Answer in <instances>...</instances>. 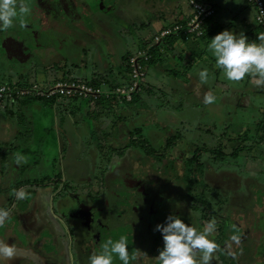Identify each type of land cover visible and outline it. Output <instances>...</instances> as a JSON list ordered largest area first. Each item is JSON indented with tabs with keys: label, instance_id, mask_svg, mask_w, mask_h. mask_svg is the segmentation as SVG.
<instances>
[{
	"label": "rangeland",
	"instance_id": "rangeland-1",
	"mask_svg": "<svg viewBox=\"0 0 264 264\" xmlns=\"http://www.w3.org/2000/svg\"><path fill=\"white\" fill-rule=\"evenodd\" d=\"M199 1L212 5L215 12L217 7L218 13L214 16L220 27L212 31L208 22L198 47L167 39L165 44L170 42L172 46L169 43L164 52L173 45L185 50V55L171 57L174 65L163 61V66H154L151 50L152 58L145 62V68L156 75L149 72L134 92L129 89L134 81L128 59L150 43L154 34L180 19L177 15L179 0H24L29 8L23 16L24 27L14 21L10 28L0 31V84L9 91L2 93L0 89L1 111L10 107L19 117L26 102L55 100L67 119L73 110L64 105L76 100L84 111L76 112L78 116L93 119L89 122L91 132L83 121V134L72 132L73 128L61 131L62 126L59 128L57 124L54 128L47 119L39 118L36 127L43 137L42 154L37 167L24 169L28 180L23 183L28 186L45 183L60 189L65 176L69 175L68 166L75 165L77 170L84 166V175H94L90 191L95 194L99 177L119 166L118 171L125 176L120 193L116 187L117 193H114L115 180H107L103 200L93 208L85 207V217L91 213L92 218L90 223L87 220L83 233L75 239V247L71 249L75 264H87L90 253L100 251L105 241H115L121 235L128 245L129 264H158L156 255L163 241L161 233L154 228L170 214L179 215L197 229L214 221L210 238L217 247L211 264H264V84L251 86L246 81L247 75L238 82L227 81L214 67V58L206 47L212 36L225 29L234 32L235 26L241 23L246 27L245 36L255 38L257 10L248 0ZM185 3L190 13L191 6L187 0ZM69 30H72V38ZM49 48L60 52L63 60L56 67L52 63L46 65L50 81L42 83L38 80L42 71L40 63L46 61L42 53ZM100 52L110 53L107 60L98 57ZM157 52L160 53L158 49ZM22 61L27 64L20 67L18 63ZM7 63L16 64L15 68L11 67L13 71ZM201 68L208 69L206 82H201L196 75ZM33 72L35 81L28 82L27 77ZM56 76L71 83L54 99L43 97L40 88L53 86L58 80ZM197 90L202 97L197 96ZM253 90H258V94ZM70 91L82 94L73 95ZM128 92L132 93L123 97ZM205 93L214 97L209 104L202 101ZM162 116L172 117V120L164 125ZM153 117L156 122L152 121ZM120 123L123 127L119 128ZM23 132L21 129L18 132L15 148L21 149L27 141ZM174 135H179L180 139L167 147L168 137ZM71 143L75 150L70 153ZM14 147L1 145L0 151L6 156ZM233 147L239 149L236 156L232 155ZM119 149L122 150L120 155ZM202 149L204 151L200 152ZM69 155L73 156L74 163L68 160ZM73 173L74 181L82 175L79 171ZM138 174H142L139 179ZM182 176L200 182L202 189L197 185L192 194L199 198L203 192L206 204L186 192L185 181L180 183ZM10 180L6 179L5 189H10ZM68 193L74 192L66 191ZM28 194L23 200H16V213L7 218L0 236L31 249L37 244L39 249V242L32 241L33 231L18 218L25 210V200H32L33 193ZM53 200L52 214L68 232L72 218L58 216L57 201ZM101 206L104 208L100 209ZM9 208L5 200H0L1 210ZM221 228L222 234L218 232ZM72 229L76 235L78 229ZM58 244L64 255L60 256L58 248L51 245L45 250L54 256L46 258V264H70L69 243ZM20 263L25 262L14 259V264ZM112 264L121 262L114 258Z\"/></svg>",
	"mask_w": 264,
	"mask_h": 264
},
{
	"label": "crops",
	"instance_id": "crops-1",
	"mask_svg": "<svg viewBox=\"0 0 264 264\" xmlns=\"http://www.w3.org/2000/svg\"><path fill=\"white\" fill-rule=\"evenodd\" d=\"M180 3H181V5H179L180 6L179 7V13L177 15L178 16L180 15V17H179L180 19H185L190 14L189 9L187 7V4L185 3V0H179V4ZM245 4L248 6H251L247 3H245ZM215 7H216V5H215ZM245 11L247 12V10H245ZM217 13H218V11H217V7H216V15H217ZM175 15H173V16H175ZM215 16L208 20L209 23L207 22L210 25V28L212 31H215L217 29V27L218 28L220 27L219 24H216V22H215L216 21ZM238 25L235 26L236 29H235L234 33H237V34L242 33V34L246 35L245 34V28L246 27L243 26L242 23L240 24L239 27H238ZM249 25H251L250 22H249ZM254 25L252 24V26H254ZM211 26H213V27H211ZM69 31H70V33L68 35L70 38H72V36H71L72 30H69ZM62 36H66V35H62ZM70 41L71 40H69V42ZM199 42H200V39H196V40L186 42V43L189 46L198 47ZM173 46L174 47L168 49L165 54H160V53L157 54V57L155 58V61L153 62L154 66H157V65L163 66L162 65L163 61H165L166 63L174 65L175 62L172 61L171 57L185 55L184 54V51H185L184 48L179 47V45H173ZM55 50H56L55 48H49V50L47 52L43 51V53H42V56L45 55V58L47 57L45 62L40 63V66L42 67V71H41V73L39 72V74H38V80L42 83L50 81V76L47 75V73H46V68H45L46 65L48 63H52L53 66H55V65L57 66V63L62 62L61 59L63 60V58L61 57V53L56 52ZM109 55H110V53L105 55V54L100 52L98 54V57H100L101 60L102 59L107 60V58H108L107 56H109ZM124 55H125V53H122V56H124ZM32 58H33V56H32ZM24 64H27V63H24L23 61L18 63V65H20V67ZM105 64L107 65L108 63L105 62ZM7 65H9L8 67L10 68L11 71H13L11 69V67L15 68L16 64L12 65V64L7 63ZM17 70H20V69H17ZM57 71H59V70L57 69ZM149 72L156 75V73L154 71H152V70L150 71L148 68L147 74ZM34 77H35V73L33 72V74L31 76L27 77L28 82H30V81L34 82L35 81ZM58 77L59 76H56L57 79H58ZM188 78H190V76H188ZM254 79H255V77L250 78L248 76L246 81L248 82V84H250L252 86L254 83L250 82V80H254ZM114 82H115V80L113 81V83ZM28 85H30V84H28ZM253 91L256 94H258L257 93L258 90H253ZM234 93L241 94L240 92H234ZM196 94H197V96L202 95L200 90H197ZM262 94H264V93H262ZM52 99H54V98H52ZM69 102H67V104H65L64 106L71 107L69 109L73 110V112H69L70 117L68 116L67 119H66L65 115L62 116V110H61V108H59V106L57 105V102L55 100L48 101V102L47 101H44V102H26L27 104L25 103L24 107L22 108V113H21L22 115L20 114L21 116H19V117L16 116V112L14 110L9 109L10 107L9 108L6 107L4 109V111L0 110V146L1 145H12L14 147V145H16L15 144L17 142L16 137H17V134L20 131V129L22 131H25V133L23 132V134L25 135V138L27 140L25 142L24 146L22 144L21 149H19L16 146L17 148L14 147V151L11 152L9 155L5 156L0 151V200H3V201L5 200V203H7V206L8 205L10 206V208L7 210V213H8L7 217H5L2 222H0V229L2 230L4 228V226L6 225V223L8 222V221H6L7 218L14 216L16 213L15 208L18 205L17 204L18 198L13 193L11 194V191L16 190V189H22L25 192V194L33 193V197H32L31 201L25 200V202H26V205L24 207L25 210L22 209L21 203H20L21 210H23V211H21L19 213L18 218L20 220H22L23 222H25L24 224L26 226L30 227V229L33 231V233L35 235L34 237H36L37 240H35L33 237L32 241H38L39 242V249L43 243H48V244L54 243V246L56 248L58 246V248L62 250V248L59 246L58 242L65 241V243H67V245L69 243L68 247H69L70 264H75L74 263V261H75L74 252H72L71 249H73V247H75V245H74L75 239L83 233V227L81 226V222H80V220L77 219L76 215L79 214V212H82V210L85 209V207L91 206V208H93L95 204H99V202L103 200L104 195L107 193V189L104 187V185H106V183H107V180H108V182H111V180L114 179L115 180L114 187H113L114 193H117V192L120 193L119 189L122 188L121 182L124 181L125 176L120 171H118L120 166L117 167L115 170H113L114 172L112 171L111 173L104 174L103 177L98 178L99 187H98V191L95 194H91V191H90L91 185H92V180H93L92 177L94 175L92 177L90 175H84V172L82 170L83 168H85L84 166H83V168L78 169V170H77V167H75V165L68 166L67 172H69V175L65 176L66 179L62 182L63 187H60V189H58L56 185L45 184V183H43L41 185L35 184L34 186H28V184L26 185V183H23V182H25L24 180H28V177H27L28 174L24 173V169L29 167V166H30V168L37 167L38 166V160H39L38 157H40L42 154L41 153V148H42L41 139L43 137L39 136V132H37V127H36L37 123L39 121V118H41L42 121L47 119L48 124L52 123V126L54 128H56L57 124L60 126L59 128H61V126H62L61 131L64 130L65 132H68V131H70L71 128H73L72 132L80 131L82 133H83V130H82L83 129V121L85 120L86 128L90 132L92 131L93 128L89 122H90V120H93V119L90 116L79 117L76 112L80 111L81 113H84V111L80 110V107L78 106V103L76 100H71V102L70 103ZM64 112H66V111H64ZM71 115H73V118H71ZM152 119H153L152 121L156 122V118L154 119V117H153ZM168 120L171 121L172 117L167 118V117L162 116L161 122L164 125H167ZM44 123H46V122H44ZM95 125H96V123H95ZM118 126H119V128L123 127L122 123H120ZM72 132H70L69 134L72 135ZM128 132L131 133L130 130H128ZM58 134H59V132L56 135L57 137H58ZM21 135H22V133L19 134L20 137H21ZM19 136H18V138H19ZM88 136L85 135L84 137H88ZM61 141L63 142V140H61ZM69 144H70V142H69ZM123 145H124V143H123ZM73 150H75V147H73V143H71L70 153ZM121 151L122 150H120V149L117 151L119 153V155L121 154ZM91 153L93 155L95 153V151L92 150ZM18 154L25 157V160L21 163L16 162V156ZM27 154L33 155L32 158H30L29 157L30 155H27ZM2 155H4V156H2ZM63 158H65V157H63ZM68 160L70 161V163H74L73 156L70 157V155H69ZM76 160L77 159H75V161ZM132 169H133V167H132ZM22 171H23V173H22ZM74 171H79V173L82 174L81 176H79V178L77 180L75 179L77 184H74V182H75L74 181V175H73ZM165 171H167V170H165ZM173 171H174V169H173ZM161 172H163V171H161ZM142 174H138V179L140 178V175L142 176ZM119 175H120V178H119ZM122 176H124V177H122ZM132 176L133 175L131 174V177ZM96 177L97 176H95V178ZM8 178L11 179L9 182V185H8V186H10V189H8V188L5 189V187L7 186L6 184L8 182L7 181L5 183V181ZM172 179L173 178H171L170 181H172ZM57 180H59V179H57ZM71 183H73V186L71 185ZM60 185H61V183L58 185V187ZM115 187L117 189V192H116ZM156 187H157V185H156ZM66 191L67 192L71 191L74 193L73 194L72 193L66 194ZM85 191H87V192H85ZM77 193H80L78 197L74 195ZM82 193H84V194L82 195ZM56 194H59V196ZM92 197L94 198L93 200L91 199ZM54 198H55V201H57L55 203H57V205H58L57 206L58 211H59L58 213H60L58 216H62L64 218H69L68 215H70V217L72 218V220L70 221L68 232L65 231L63 225L60 223L58 218H56L52 214L51 210L53 209L52 205L54 204L53 203ZM177 199H179V197ZM21 200H23V199H21ZM62 201H63V203H62ZM103 206H101L100 209L104 208ZM92 211L94 213V210H92ZM11 212H14L13 215H10ZM90 216H91V213L89 214L88 217L92 218ZM72 228H74L75 231H76V229H78V231L75 232L76 235L73 233ZM6 231H7V229H6ZM84 235H86V234L84 233ZM2 238L3 237L0 236V241H4V242H7L9 244H12V243L8 242L9 238H5V239H2ZM15 246H16V256L11 260L10 264H14V259L15 260L22 259L23 262H25L23 264H46V260H47L46 258L52 257V255H53V253H51V252H49V254H50L49 255L48 253H44V252L40 251L37 248L38 247L37 244L34 245L33 249H31L29 247H25V246H23V244H15ZM61 254L64 255L63 250L61 251ZM0 259H3V258L1 257ZM5 264H9V262L5 261ZM20 264H22V263H20Z\"/></svg>",
	"mask_w": 264,
	"mask_h": 264
},
{
	"label": "clouds",
	"instance_id": "clouds-1",
	"mask_svg": "<svg viewBox=\"0 0 264 264\" xmlns=\"http://www.w3.org/2000/svg\"><path fill=\"white\" fill-rule=\"evenodd\" d=\"M29 12L24 0H0V31L10 28L14 21L24 27L23 16ZM259 43L250 41L242 33H234L225 29L212 36L206 44L214 58V67L219 69L223 77L230 82H238L246 75L255 85L264 84V33L256 36ZM196 75L201 82L209 76L207 68H201ZM214 97L208 93L203 96V103L209 104ZM25 160L22 155L16 156V162ZM18 199L25 198L22 189L13 190ZM7 211L0 210V222L7 217ZM214 221H209L197 229L191 222H185L179 215H168L163 223L155 225L162 237V247L156 255L158 264H211L215 258L213 253L217 247L211 239ZM235 239V237H233ZM198 254V255H197ZM16 256L15 244L0 241V264H5ZM121 264H129L130 256L126 238L121 235L117 240L108 239L100 246V251L90 253L87 264H112L113 259Z\"/></svg>",
	"mask_w": 264,
	"mask_h": 264
},
{
	"label": "built area",
	"instance_id": "built-area-1",
	"mask_svg": "<svg viewBox=\"0 0 264 264\" xmlns=\"http://www.w3.org/2000/svg\"><path fill=\"white\" fill-rule=\"evenodd\" d=\"M248 1L253 3L256 7L257 14L255 20L257 25L262 28L264 32V0ZM187 2L191 7L190 14L185 19H179L175 24L166 26V28H162V30L154 34L150 43L142 47L143 49H138L129 57L128 62L130 66V75L134 81V83L129 88L132 92H134L138 86L143 83L147 75L145 62L152 58L151 50L157 48L159 52H164L170 43L169 42L168 44H165L167 39L171 40V38H175L182 42H190L195 39H200L205 35L207 21L211 19L216 13L214 7L207 2H201L199 0H187ZM68 81L69 80L58 79L55 84L49 88H45L46 86H43L40 88L42 90L41 94L43 97L47 95L49 99H52L56 97L58 93H60V90H62L63 87H66L69 83H71ZM28 86L30 89H32V85ZM73 86H76V84L73 83ZM0 89L3 91L2 93L9 92L6 88L3 89V85L0 86ZM79 91L70 92L73 93V95L82 94ZM132 92H128L123 97H126Z\"/></svg>",
	"mask_w": 264,
	"mask_h": 264
},
{
	"label": "trees",
	"instance_id": "trees-1",
	"mask_svg": "<svg viewBox=\"0 0 264 264\" xmlns=\"http://www.w3.org/2000/svg\"><path fill=\"white\" fill-rule=\"evenodd\" d=\"M208 22V21H207ZM255 33V35L257 36L258 34H260V33H263V29L262 28H260L259 26H257V28L256 29H254L253 30ZM256 36H255V38H250V41H252V42H258L257 40H256ZM172 40H175V38L173 39V38H171V40H170V42H172ZM196 40V39H195ZM170 46H172L171 45V43H170ZM166 52H160V54H165ZM157 54H158V52H157V48L156 49H153V57H157ZM114 84V83H113ZM240 106V105H239ZM165 123V122H164ZM177 139H180V136L179 135H174L173 137L172 136H169L168 137V140H167V147H169V146H171V145H175V143H174V141H176ZM231 142H233V141H231ZM180 146H182V149H184V150H186L187 149V147L185 146V147H183L184 145H180ZM233 150H234V152H233V154L232 155H234V156H236L237 154H238V151H239V149H236L235 147H233ZM202 151H204L203 149L202 150H200V152H202ZM199 153V152H198ZM222 153V149H220V154ZM196 160V158H193V160ZM197 161V160H196ZM173 169H174V167H173ZM177 176V175H176ZM175 176V178H177V179H179V177L177 176L176 177ZM183 177V179H181L180 178V180H181V182L180 183H182V180H184L185 181V185L186 186H184L183 188L186 190V192L187 193H190V196L191 197H194L195 199H197L198 197H197V194H192V192L194 193V191H196L197 189H195V187H197V185H199V186H201V184H200V182L198 181V180H196V179H194V178H189V177H185V176H182ZM202 187L203 186H201V189H202ZM202 191V190H201ZM203 195H204V193L202 192V194H201V196L199 195V198H198V200H199V203H202L203 202V204H206V202L204 201V199H203ZM208 209H210V207L208 208ZM205 214H207V213H205ZM204 215V214H203ZM202 216V215H201ZM205 216H203V218H204ZM220 234H222V233H224V230L222 231V228L221 229H219V231H218ZM236 232H238V231H236ZM51 245H54V243L53 244H48V243H43L41 246H40V251H42V252H44V253H48L49 254V252H51V251H48V250H45L47 247H49V246H51ZM26 247V246H25ZM57 248H58V246H57ZM61 249H59L58 248V252L60 253L59 255L60 256H62L61 255ZM52 253V252H51ZM50 255V254H49ZM74 257H75V255H74Z\"/></svg>",
	"mask_w": 264,
	"mask_h": 264
},
{
	"label": "flooded vegetation",
	"instance_id": "flooded-vegetation-1",
	"mask_svg": "<svg viewBox=\"0 0 264 264\" xmlns=\"http://www.w3.org/2000/svg\"><path fill=\"white\" fill-rule=\"evenodd\" d=\"M83 210H84V209H83ZM83 210H82V212H79V214L76 215L77 219L80 220V222H81V226H82V227H84L85 225H87V220H88V223L91 222V221H90L91 218H89L88 216L85 217V215H84L85 211H83ZM84 217H85V218H84ZM90 226H91V225H90Z\"/></svg>",
	"mask_w": 264,
	"mask_h": 264
}]
</instances>
